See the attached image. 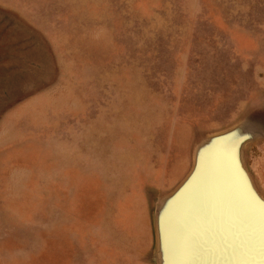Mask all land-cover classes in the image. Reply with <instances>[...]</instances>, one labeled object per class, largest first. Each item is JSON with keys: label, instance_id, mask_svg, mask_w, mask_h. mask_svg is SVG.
<instances>
[{"label": "rangeland", "instance_id": "374dc122", "mask_svg": "<svg viewBox=\"0 0 264 264\" xmlns=\"http://www.w3.org/2000/svg\"><path fill=\"white\" fill-rule=\"evenodd\" d=\"M234 145L264 201V0H0V264L255 263Z\"/></svg>", "mask_w": 264, "mask_h": 264}, {"label": "water", "instance_id": "95a60500", "mask_svg": "<svg viewBox=\"0 0 264 264\" xmlns=\"http://www.w3.org/2000/svg\"><path fill=\"white\" fill-rule=\"evenodd\" d=\"M229 150H230V148H229ZM226 164H230V166L233 167L234 174L236 175L235 176V178H236L235 188L237 187V189H238V186H239L241 190L240 189H238V190L243 194L244 198L248 199L249 202L251 203L250 206L252 207V209L246 210L245 207L241 205V211H242L243 217L246 218L248 223L251 221V224H252L255 221L256 224L252 227L257 228L258 226H260V224H262V228L264 229V201L258 196V194L256 193L255 189L253 188L245 170L242 168L240 160H239L238 155H237L236 145H234L233 148L230 150L229 160L226 162ZM195 165H196V163L194 164V167H195ZM175 193L176 192H174V194ZM241 193H240V196L242 197ZM231 196L232 195H227V196L225 195L224 200H225V202L230 201L231 205L233 206L235 204V199L230 198ZM225 215L226 214L224 212V215H222V217L224 218ZM156 226H157V232H158L157 233L158 241H159L161 247H163L165 237H164L163 229L161 228V222H160L159 215H156ZM230 226H231L230 230H231L233 237L235 238V240H238V237H239L238 231L236 230V228L233 224H230ZM245 226L247 228L251 229V227H249L247 224H245ZM250 229H249V233L252 232V231H250ZM243 232H244V230H243ZM226 245L228 247H230V243H226ZM204 247H206V246H203V248ZM254 247L257 248L258 250H256L252 254V262H255L252 264H257L256 261L263 258L264 253L262 252L261 248H263L264 246L263 245H259V246L254 245ZM237 248H238V246L235 245V249H237ZM227 250H228V248H227ZM233 251L235 252V250H233ZM211 255H212V252L210 253L209 260L206 262V264H217V263L222 264V263H226V261L229 262L228 256L225 253L224 254L220 253V256L217 253H213V255H214L213 257H211ZM230 256L231 255L229 252V260H230ZM231 259H232V257H231ZM215 261H217V263ZM231 263H234V262L232 261ZM160 264H170L168 262V259L166 258L165 252L163 253V255L160 259Z\"/></svg>", "mask_w": 264, "mask_h": 264}]
</instances>
